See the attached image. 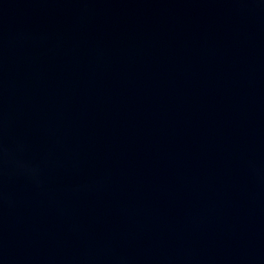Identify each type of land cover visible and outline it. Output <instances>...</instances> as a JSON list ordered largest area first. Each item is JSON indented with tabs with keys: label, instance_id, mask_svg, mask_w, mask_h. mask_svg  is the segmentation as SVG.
<instances>
[{
	"label": "water",
	"instance_id": "obj_1",
	"mask_svg": "<svg viewBox=\"0 0 264 264\" xmlns=\"http://www.w3.org/2000/svg\"><path fill=\"white\" fill-rule=\"evenodd\" d=\"M0 264H264V0H0Z\"/></svg>",
	"mask_w": 264,
	"mask_h": 264
}]
</instances>
